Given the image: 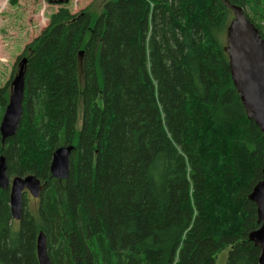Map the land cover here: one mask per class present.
Wrapping results in <instances>:
<instances>
[{
	"label": "trees",
	"instance_id": "1",
	"mask_svg": "<svg viewBox=\"0 0 264 264\" xmlns=\"http://www.w3.org/2000/svg\"><path fill=\"white\" fill-rule=\"evenodd\" d=\"M26 43L22 117L0 140L7 172L42 182L35 212L11 216L0 187V264H258L248 198L264 168L224 50L222 0H104L64 6ZM240 5L264 38V0ZM251 12L253 14L250 15ZM82 51V54H80ZM9 84L0 86L5 108ZM73 145L67 177L53 151Z\"/></svg>",
	"mask_w": 264,
	"mask_h": 264
},
{
	"label": "water",
	"instance_id": "2",
	"mask_svg": "<svg viewBox=\"0 0 264 264\" xmlns=\"http://www.w3.org/2000/svg\"><path fill=\"white\" fill-rule=\"evenodd\" d=\"M222 1L232 12V18L226 27L224 45L231 78L247 117L254 120L264 137V38L240 5L232 4L228 0ZM26 60V57L20 59L17 72L10 83L9 96L0 121L2 145L7 138L17 133L22 117ZM73 148L71 144L62 145L53 151L49 165L53 178L60 181L67 177ZM42 186L43 182L34 174L10 177L5 157L0 154V187L9 189V206L13 219L19 220L21 217L24 192L28 191L33 197H38ZM248 198L256 205L258 223V227L248 233V239L260 249L258 264H264V168ZM35 249L38 264H52L43 230L37 233Z\"/></svg>",
	"mask_w": 264,
	"mask_h": 264
},
{
	"label": "rangeland",
	"instance_id": "3",
	"mask_svg": "<svg viewBox=\"0 0 264 264\" xmlns=\"http://www.w3.org/2000/svg\"><path fill=\"white\" fill-rule=\"evenodd\" d=\"M50 0H0V86L11 83L18 69L19 56L26 43L38 36L47 26L52 12L63 4ZM104 0H69L64 4L72 13L81 9L98 14ZM250 15L253 16L251 12ZM225 40V33H224ZM4 112L0 108V121ZM24 204L35 212L39 197L28 191L23 194ZM229 247L220 251L215 264H225Z\"/></svg>",
	"mask_w": 264,
	"mask_h": 264
},
{
	"label": "flooded vegetation",
	"instance_id": "4",
	"mask_svg": "<svg viewBox=\"0 0 264 264\" xmlns=\"http://www.w3.org/2000/svg\"><path fill=\"white\" fill-rule=\"evenodd\" d=\"M9 87H10V85H9ZM26 192V191H25ZM39 197V196H38ZM39 201H40V199H39Z\"/></svg>",
	"mask_w": 264,
	"mask_h": 264
}]
</instances>
